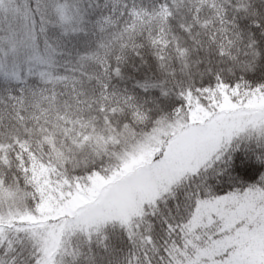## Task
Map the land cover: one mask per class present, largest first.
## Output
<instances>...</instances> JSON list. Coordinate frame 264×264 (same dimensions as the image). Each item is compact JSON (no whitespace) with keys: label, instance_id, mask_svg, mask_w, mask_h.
<instances>
[{"label":"snow or ice","instance_id":"1","mask_svg":"<svg viewBox=\"0 0 264 264\" xmlns=\"http://www.w3.org/2000/svg\"><path fill=\"white\" fill-rule=\"evenodd\" d=\"M0 264H264V0H0Z\"/></svg>","mask_w":264,"mask_h":264}]
</instances>
